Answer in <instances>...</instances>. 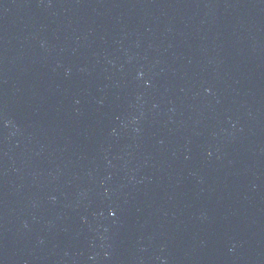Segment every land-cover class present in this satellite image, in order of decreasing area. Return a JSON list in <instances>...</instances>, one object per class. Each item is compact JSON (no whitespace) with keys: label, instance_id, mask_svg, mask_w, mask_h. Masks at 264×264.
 Listing matches in <instances>:
<instances>
[{"label":"water","instance_id":"water-1","mask_svg":"<svg viewBox=\"0 0 264 264\" xmlns=\"http://www.w3.org/2000/svg\"><path fill=\"white\" fill-rule=\"evenodd\" d=\"M188 264H264V0H158Z\"/></svg>","mask_w":264,"mask_h":264}]
</instances>
